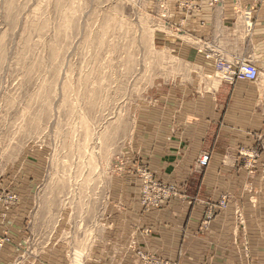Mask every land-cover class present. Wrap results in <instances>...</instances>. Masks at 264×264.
Returning <instances> with one entry per match:
<instances>
[{"label":"rangeland","instance_id":"374dc122","mask_svg":"<svg viewBox=\"0 0 264 264\" xmlns=\"http://www.w3.org/2000/svg\"><path fill=\"white\" fill-rule=\"evenodd\" d=\"M180 1L174 11L196 4ZM172 13L167 0H0V264H86L99 238L126 240L140 264L138 251L168 261L137 236L171 201H196L142 152L145 121L160 120L186 71L164 37ZM251 150L238 151L249 170Z\"/></svg>","mask_w":264,"mask_h":264},{"label":"crops","instance_id":"0c3cea01","mask_svg":"<svg viewBox=\"0 0 264 264\" xmlns=\"http://www.w3.org/2000/svg\"><path fill=\"white\" fill-rule=\"evenodd\" d=\"M177 1L167 0L173 13L163 32L169 49L186 66L180 75L185 84L175 82L165 90L170 103L160 120L145 121L142 152L154 161L161 180L187 179L185 193L196 201L173 200L153 213L146 220L153 223L151 232L136 233L138 245L171 264H264V0H217L213 6L195 0L200 9L189 13L174 11ZM206 53L249 60L259 78L229 84L214 75ZM169 107L180 109L175 119ZM253 148L259 156L249 170L238 151L250 155ZM203 151L209 152V162L194 172ZM225 194L227 208L200 229L204 208L199 200L217 202ZM31 208L29 195L13 214V229L21 228ZM104 242L98 239L86 264H140L123 249L126 240L124 246Z\"/></svg>","mask_w":264,"mask_h":264},{"label":"built area","instance_id":"2783aa9c","mask_svg":"<svg viewBox=\"0 0 264 264\" xmlns=\"http://www.w3.org/2000/svg\"><path fill=\"white\" fill-rule=\"evenodd\" d=\"M216 1L217 0H209L208 5L213 6V4L216 3ZM253 1L258 2L259 0H253ZM190 5L191 4H190L189 0H181L180 1V6L189 8ZM199 6H200L199 4H193L192 10L193 9H196V10L200 9ZM262 19L264 20V14L262 16ZM205 56H206V59L210 60L214 70L217 71L220 78L229 84H233L235 81H237L239 79H244L247 81L255 82L259 78L258 67L249 60L235 59V60L229 61V60H226L224 57H222L219 54L212 55L210 53H208V54L206 53ZM243 152H244L243 149H241L239 151V153L241 155ZM244 153H246V152H244ZM209 156L210 155L207 151L201 152L200 155L198 156L197 160H196V164L199 167L206 166L208 164V161H209ZM158 186H160V185H158ZM163 188H164V190H162V189L159 190L162 192V194H165L167 192V190L172 189V187L167 188L165 186ZM6 196H7L8 200L14 199V195L6 194ZM212 203L213 204H211L210 201L202 203L203 208H204L203 212H202V219H204L205 223H207L211 219H213L221 211V209H224L227 206V200L225 199L224 195H222L220 197V199L217 200V202H212ZM154 205H156V204H154ZM137 253H138V256L141 257L143 264H171L168 261L163 262L159 258H156L154 256L149 257L148 254H144L140 251H138Z\"/></svg>","mask_w":264,"mask_h":264},{"label":"bare ground","instance_id":"6f19581e","mask_svg":"<svg viewBox=\"0 0 264 264\" xmlns=\"http://www.w3.org/2000/svg\"><path fill=\"white\" fill-rule=\"evenodd\" d=\"M78 254V253H77Z\"/></svg>","mask_w":264,"mask_h":264}]
</instances>
